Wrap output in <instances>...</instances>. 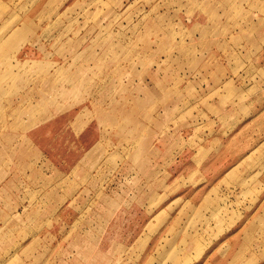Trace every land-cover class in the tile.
<instances>
[{
	"label": "rangeland",
	"instance_id": "rangeland-1",
	"mask_svg": "<svg viewBox=\"0 0 264 264\" xmlns=\"http://www.w3.org/2000/svg\"><path fill=\"white\" fill-rule=\"evenodd\" d=\"M5 10L7 16L0 20V31L8 33L0 44V187L5 190L0 194V255L8 257L1 263L28 264L8 251L20 248L16 241L22 240L23 253L30 252L26 241L39 235L38 258L32 261L39 264H264V110L239 105L244 121L236 143L242 146L233 141L224 157L230 162L246 154L240 162L225 163L231 171L214 178L221 164L210 173L191 163L192 149L185 145H194L195 137L185 141L191 132L176 131L182 123L206 122L212 95L194 85L183 88L170 61L178 56L182 75L199 58L213 59L215 52L197 50L207 41L205 34L198 39L194 32L208 22L221 28L226 21L236 44L240 21L252 10L264 14V0H6L0 14ZM47 45L49 50H39ZM219 53L232 62L233 75L249 81L231 82L233 96L241 95L246 84L248 94L264 88V67L252 63L255 52H247L249 67L240 73L238 52ZM112 60L118 68L104 70H118L116 96L88 99L95 85L91 81L102 69L98 64ZM199 69L203 73L207 67ZM26 90L40 96L14 98ZM87 99V113L99 124V141L62 176L14 130L18 119L25 131L47 117L38 111L79 103L84 107ZM238 119L232 117L231 125ZM160 137L174 138L179 146L162 165ZM167 171L179 177L168 178ZM16 187L19 194L12 191ZM49 188L65 193L53 201ZM64 200L66 206L56 211ZM118 207L139 225L151 217L155 224L135 228L138 238L127 242L126 228L111 227ZM59 219L72 223L51 226ZM56 233L71 242L63 247L48 243ZM118 234L124 236L119 242ZM53 250L67 251L69 257L48 263Z\"/></svg>",
	"mask_w": 264,
	"mask_h": 264
},
{
	"label": "crops",
	"instance_id": "crops-1",
	"mask_svg": "<svg viewBox=\"0 0 264 264\" xmlns=\"http://www.w3.org/2000/svg\"><path fill=\"white\" fill-rule=\"evenodd\" d=\"M252 2V0H250ZM6 0H0L1 4H5ZM243 7H247V5H243ZM248 15L245 20L240 21L239 32L235 31V36H238V41L236 44H233L230 41L231 35V25H229L226 21L222 22L220 26L221 28L212 26V23L208 22L205 28H200L198 33L194 32V36L198 39L201 35L205 36L203 39L207 41V46H202L203 44L198 45L197 50L203 51H211L214 53L213 59L200 60L198 59L197 65L194 69L184 70L185 74L178 73L179 72V61L178 56L175 55L170 61L172 62V67L175 69L177 77L183 79V88H190L189 85H194L197 88V91L207 92V95H212L207 102L208 109L206 110V114L208 119L206 122L202 124H197L188 126L187 124H179L176 128V131L179 134H182L183 131H190V135H186L185 141H188L190 137H195L194 145L189 146L188 144L185 147H190L192 150L190 154L192 155L191 163L195 164L198 167L206 166L210 173L216 172V168L218 164H221L222 171L219 175H215L214 178H220L222 174H227L231 171L232 167L229 166L231 163H237L242 160V155L246 154L241 153L237 158L229 159L224 157L227 156L226 151L231 148L234 143H236L240 137L241 126L243 125V111L237 112L239 105L243 103L245 109L250 111L253 109L255 112H262L264 110V101L258 102V100L264 99V88L262 86H257L256 90L247 93L249 86L246 84L245 91L241 92V95H232L230 90L231 82H236L237 80H243V82H249L247 79L244 80L242 76H236L232 74V65L231 61H228L227 58L220 55L226 54V52H238L240 55V62L236 64L239 67L238 73L245 68L249 67V63L246 59L247 52H255L252 55V63L258 67H264V14L260 11H250L246 12ZM7 16V11L5 10L3 14H0V20L5 19ZM25 16V15H23ZM28 17V16H26ZM204 18V17H203ZM226 17L223 19L225 20ZM206 19V18H204ZM200 31V32H199ZM7 31H0V44L2 40H6ZM15 40H19L21 38V34L16 32ZM37 45V44H36ZM37 45L35 48L38 49ZM42 46L39 50H49L50 45ZM4 49V48H3ZM166 49V48H165ZM164 49V50H165ZM51 50V49H50ZM101 50L98 48L94 50L97 55ZM42 52V51H41ZM167 52V51H166ZM50 51H47V55ZM161 60L163 61L165 58V54L163 51L160 53ZM47 57V56H45ZM255 59V60H254ZM86 60V59H85ZM84 60V61H85ZM177 60V61H176ZM92 62V60H90ZM88 62V60H86ZM83 62L84 67H90V63ZM115 60H112L110 64L104 65L103 62L98 64V68L101 71L95 75L94 79L91 82H94L93 91L91 89V96L89 98H103L104 94L110 93L111 96H116L117 94V84H118V70L111 69L110 71L104 70L106 67L118 68L117 63L115 64ZM201 66H206L207 69L203 70V73L200 71ZM243 67V68H242ZM241 68V69H240ZM193 71V73H192ZM198 72V75L195 76L194 73ZM175 74V75H176ZM186 76V79L184 78ZM188 76V77H187ZM85 79H88V74L85 76ZM206 77L207 82H203V78ZM163 78V76H161ZM130 81L129 79L127 80ZM134 82V80L132 81ZM263 82V81H262ZM49 84V81L47 82ZM189 84V85H188ZM37 90H26L21 91L20 94L14 95V98L19 96L27 97L29 94L30 98H38L40 95L35 94ZM49 92V88H48ZM34 94V95H33ZM40 94V93H39ZM244 97V101H239V97ZM246 96V97H245ZM43 97V96H42ZM98 98V99H99ZM257 99V102L255 99ZM87 101V105L84 107L81 106L82 103L72 104L65 107H60L57 109L47 108V111L41 112L43 110L38 111V114L47 115V117L42 118L41 120L35 122L30 125L23 131L22 129V118L18 119V126H16L14 130V134L21 135L20 140H22V136L24 137L28 144L36 151H39L42 155L46 157L47 163L52 164V168L55 172H60L62 176L68 175L75 168L76 164L83 158V156L92 149L97 142L99 141L100 130L98 127V123L95 122L94 118L90 116L87 112H90L89 109V101ZM85 102V101H84ZM195 114V112H194ZM198 114V112H197ZM236 115L239 116L238 124L231 125L232 117ZM206 124V127L204 125ZM198 128V130H197ZM243 129V128H242ZM152 131L159 130V128L152 127ZM24 132V133H23ZM179 135H177V138ZM159 153L157 156L159 157V162L161 165L168 160L171 156L178 152V141L170 138H159ZM234 141V143H233ZM238 146H242V142ZM257 144H255L256 146ZM0 146H4L0 143ZM198 158H201L199 163L196 162ZM177 161V156L175 158ZM229 164L225 167L224 164ZM178 163V162H177ZM179 164L176 165V167ZM218 169V168H217ZM0 172L4 174L2 168ZM168 172V178L179 177L175 175L173 172ZM166 177V176H161ZM52 189L49 194L53 196V201L57 199L56 196L64 194L65 192H61L57 188H49ZM46 190V189H45ZM15 194L20 193L19 187H16ZM5 192L4 187H0V194ZM12 194V192H11ZM65 200L59 204L56 208V211L59 210L63 205H65ZM66 206V205H65ZM66 209V208H63ZM17 210V209H16ZM122 210L124 208L118 207L111 216V227H122L126 228L124 232H126L127 242H135L139 235L134 236L135 228L144 226V228L150 222L151 224H155V221L151 217L149 221L143 222L142 225H139L138 221H135L134 218L124 213L122 214ZM158 213H156L157 215ZM71 220H61L54 222L51 226L56 228L67 227L71 225ZM48 237V243L51 244H60L61 247L64 246V243L71 242V238H66L63 234H53ZM118 237L116 240L119 242L124 238L123 235H116ZM31 240L26 243H30V252L23 253V245L22 240L16 241V243H20L21 247H16L13 252L8 251V254L16 255L19 259L29 260L28 264H39V262H32L35 260V257L38 258L39 249V235L31 236ZM36 246V248H35ZM26 251V250H25ZM25 254V255H24ZM8 257L7 253L0 255V259L3 261ZM69 255L67 251H48L47 260L48 263L51 259H67ZM0 264L1 260H0Z\"/></svg>",
	"mask_w": 264,
	"mask_h": 264
}]
</instances>
